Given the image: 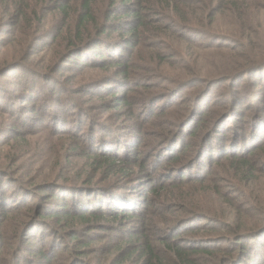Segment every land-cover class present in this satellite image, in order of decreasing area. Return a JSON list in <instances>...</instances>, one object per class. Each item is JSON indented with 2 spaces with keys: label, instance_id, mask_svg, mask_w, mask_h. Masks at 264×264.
Segmentation results:
<instances>
[{
  "label": "trees",
  "instance_id": "obj_1",
  "mask_svg": "<svg viewBox=\"0 0 264 264\" xmlns=\"http://www.w3.org/2000/svg\"><path fill=\"white\" fill-rule=\"evenodd\" d=\"M46 1L0 0L14 9L5 18L8 9L0 8V264H97L89 252L101 233L113 229L120 235L112 237L124 245L118 243L119 257L110 264H264V208L255 229L232 226L226 236H215L222 234L221 220L193 202L183 205L182 218L169 221L163 214L170 207L167 186L208 181L225 159L238 184L254 186L247 158L264 151V31L249 13L264 12V5L158 0L174 9L181 19L174 23L191 46L219 45L234 53L226 77L179 80L140 73L148 67L140 57L144 31L152 28L145 0H103L105 10L98 14L96 0H78L75 28L65 33L66 52L55 55L49 71L40 69V50L52 48L70 22L62 3L61 24L44 34L57 18L47 20ZM224 3L246 30L242 36L212 29ZM191 10L197 24H184ZM159 14L157 19L166 17ZM155 33L161 38L155 46L171 38L162 25ZM168 49L163 58L191 65ZM5 51L11 55L3 57ZM246 76L256 82L233 90L235 80ZM248 102L254 111L234 123L242 112L238 106ZM224 125L230 134L222 144L218 131ZM243 130L248 136L240 135ZM213 137L218 148L211 152ZM214 153L221 154L217 160L210 158ZM177 200L187 203L183 194L172 193L171 202ZM253 247L255 260L247 257Z\"/></svg>",
  "mask_w": 264,
  "mask_h": 264
},
{
  "label": "rangeland",
  "instance_id": "obj_2",
  "mask_svg": "<svg viewBox=\"0 0 264 264\" xmlns=\"http://www.w3.org/2000/svg\"><path fill=\"white\" fill-rule=\"evenodd\" d=\"M20 1V0H17ZM33 0H22V3L30 4ZM40 2V0H38ZM68 0H56V2L52 1H46L45 2V10H48V14L50 15L47 20H50L52 17H57L53 21V25H51V28H49V31H47L44 28V34L49 33L50 31H56L58 26L61 24V20L59 17L64 16V12L58 11V8L60 7V4L67 5L68 9L65 11L66 13L70 14L68 15V20L70 18L69 24L65 27L64 33L61 36H57V42L56 44L51 47H43L39 52V58H40V69H48L50 70L52 63L54 62L55 55L66 52V39L70 36L69 33L75 28V22L79 15L75 14L77 13L75 8V5L78 4V0H71L72 3H68ZM167 1V0H166ZM96 4L94 5L96 14L103 12L105 10V3L103 0H96ZM242 2V1H240ZM158 0H145V17L148 18V20L151 22L152 28L150 30L144 31V34L146 35V39L142 41L143 45H141L140 50V57H142L144 63H148V67L145 70H142L140 73H144L146 75H161L162 77H166L168 79H179V80H185L187 79V76L192 75H204L205 77L209 78H221L226 77L228 74V71L225 70L226 66L228 65V56H233L234 53H231L230 51H227L224 48H218L219 45L214 47L210 45L209 47H204L202 45L199 46V48H196L194 46H191L189 37H186L184 35V29L177 26L174 22H178L181 20L179 17H177L174 13V9H168L165 8L167 3L164 5H161L158 3ZM253 2H251L252 4ZM256 4H262L264 5V0H256ZM59 4V5H58ZM70 6V7H69ZM232 8V6L229 5V3H224L223 8L220 9L219 12H223V14L218 16L217 19V25H215L212 29L215 31H226L234 35L242 36L246 32L244 31L242 27H240L238 21H232V16L228 12L229 8ZM2 12L7 10L5 14V18L9 17L11 14H13V7H3ZM160 11H162L164 14H166L165 18H160ZM45 12V11H44ZM81 14V13H80ZM197 15L195 10H191L190 14H186L185 16L189 20L188 22H183L184 24L194 25L197 23H193V17ZM250 22L254 23L255 19H258L261 21V25L257 22L258 29L260 31H264V12H259L257 10L251 11L249 13ZM124 19V18H123ZM159 21V22H158ZM73 27H72V26ZM156 25H162L164 28H168L170 31L171 38H165V42H162L160 44L154 45V41L161 39L157 37L155 33V27ZM203 28H205V24H199ZM3 34H6V31H4ZM27 35H30L28 32ZM192 35V34H191ZM147 43H150V47L147 46ZM155 46V47H154ZM170 46L174 48V50L179 51L180 54L185 56L191 65L188 67L187 64H181V62L178 63H171L169 58H163V56L166 55V51H169ZM154 47V48H153ZM8 54L6 51L2 54L3 57H7ZM187 67V68H186ZM47 71V70H42ZM102 73H107L108 70H99ZM231 74H236V70H229ZM89 73H92L93 76H97L96 73L92 71H88L87 75ZM208 75V76H206ZM76 80V78H74ZM252 82V84L255 81V79H252L250 76H246L244 78L238 77L235 80V85L233 87V90L238 89L240 86H244L247 83ZM258 90H261V88H258ZM264 91V86L262 87V91ZM251 102H248L243 105H239V111L242 110V112H236V115L233 118L234 123L240 122L239 120L242 119V115L247 114L248 116L251 115L252 107ZM183 108L184 106H180ZM248 120V117H245ZM255 124L250 123V130L252 131ZM164 127V126H162ZM226 126L224 125V128L219 130L218 135L220 137V143L224 144L223 142L229 138V134L226 131ZM260 132V129L256 131L255 136ZM247 135V131L243 130L240 135ZM251 135V134H250ZM225 138V139H224ZM213 138H211L210 142L213 144L211 152H214L218 147L215 144V140L213 143ZM230 140L233 139L230 137ZM215 146V147H214ZM234 147L233 144L228 149H223L224 155L222 158L227 157V151ZM41 149V148H40ZM39 149V151H40ZM60 150V149H59ZM222 153V154H223ZM221 154L212 155L210 158L212 160H217V158ZM221 158V159H222ZM251 158L253 161L254 169H252V174L255 176V183L252 188L238 184V180L235 177V170L232 168V165L225 159L224 162H222L220 165H218L213 170V174L210 180L205 181L203 183H191L187 185H180L178 187H183L182 189H177V184L167 186V198L164 199L166 205H169L170 207L168 210H165L163 214H165V219L172 220L176 217H184L185 211L183 209L184 204H190V202H193L199 206V210L211 214L217 219L221 220V235H215V236H226L225 230H230L229 232H232V226H235V228L238 230L239 227H243L246 230L255 229L257 227V220L261 218V209L264 208V151L262 153L256 152L255 150L253 153H251L247 159ZM220 159V160H221ZM215 165V164H214ZM204 172H207L204 171ZM229 183V184H228ZM216 186H219L218 188ZM233 187V188H231ZM238 189L240 190L238 192ZM172 193H176L178 195H182L184 199L187 201L182 202L180 200L172 201ZM168 200V201H167ZM170 201V202H169ZM189 201V202H188ZM241 204V205H239ZM196 207V206H195ZM214 217V218H215ZM223 220V221H222ZM236 220V224H232L233 221ZM219 227V228H220ZM224 230V231H223ZM114 234L120 235L119 232L110 230L109 233H102L99 235L100 240H97L96 245L93 246L91 251L89 252V257L91 260H94L97 264H110L113 260L112 258H117L119 255H114V250L119 249L118 243H121L124 245V240H121L119 238L116 239ZM204 235V234H202ZM214 236V235H212ZM230 236V235H229ZM187 238H195L192 235H188ZM99 241V242H98ZM260 249L259 254L264 257V241H259ZM257 247H253L248 251L247 257L249 259L255 260L254 257H257L258 253L256 252ZM237 255V254H236ZM257 264H261L258 262Z\"/></svg>",
  "mask_w": 264,
  "mask_h": 264
}]
</instances>
